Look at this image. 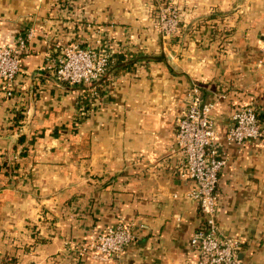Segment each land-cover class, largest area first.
<instances>
[{"label":"crops","instance_id":"1","mask_svg":"<svg viewBox=\"0 0 264 264\" xmlns=\"http://www.w3.org/2000/svg\"><path fill=\"white\" fill-rule=\"evenodd\" d=\"M175 1L179 28L163 38L160 0H0L1 43L33 32L11 94L0 79V264H197L202 213L171 151L192 83L214 102L226 156L218 222L243 264H263L264 145L225 133L248 102L264 126V0ZM57 41L116 58L99 80L68 85L42 68ZM119 216L135 234L119 259L78 253Z\"/></svg>","mask_w":264,"mask_h":264},{"label":"built area","instance_id":"2","mask_svg":"<svg viewBox=\"0 0 264 264\" xmlns=\"http://www.w3.org/2000/svg\"><path fill=\"white\" fill-rule=\"evenodd\" d=\"M156 9L154 27L163 38H170L179 28V7L175 0H160ZM32 34V29L19 34L11 45L0 42V79L8 94H11L21 68V56L27 51V41ZM96 43H100V38L96 39ZM54 46L42 68L68 85H89L99 80L116 58L104 48L82 46L75 41H57ZM259 51L264 60V38ZM186 97V106L176 121L171 151L178 157L177 174L192 180L185 196L193 199L202 213L203 223L191 233L190 245L198 252L197 264H243L241 240L225 233L217 219L219 201L216 186L226 156L217 143L216 123L211 114L214 102L203 100L197 83L190 85ZM249 139L264 145V126L251 102L232 112L231 124L225 133L228 144L241 146ZM134 238L132 224L119 216L77 249L79 254H88L99 261L119 259Z\"/></svg>","mask_w":264,"mask_h":264},{"label":"trees","instance_id":"3","mask_svg":"<svg viewBox=\"0 0 264 264\" xmlns=\"http://www.w3.org/2000/svg\"><path fill=\"white\" fill-rule=\"evenodd\" d=\"M257 115H258V113H257ZM22 138H23V136L20 137V139H22ZM10 261H11V259H10Z\"/></svg>","mask_w":264,"mask_h":264}]
</instances>
